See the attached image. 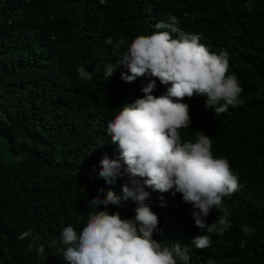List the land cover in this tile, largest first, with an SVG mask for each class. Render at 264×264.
<instances>
[{"label":"trees","instance_id":"trees-1","mask_svg":"<svg viewBox=\"0 0 264 264\" xmlns=\"http://www.w3.org/2000/svg\"><path fill=\"white\" fill-rule=\"evenodd\" d=\"M170 15L210 52L229 53L228 75L237 77L243 103L215 115L206 97L185 98L191 125L179 131L182 141L195 142L197 131L209 135L213 155L229 161L240 188L224 198L230 228L211 234L204 249L192 244L201 233L182 195L146 188L159 218L153 238L187 246L190 264H264V0H0V264H66L57 251L62 229L79 233L87 202L109 190L121 203L106 210L134 218L135 202L122 192L128 177L107 184L99 162L119 155L107 123L143 98L152 79L124 82L121 74L130 73L117 65L118 55ZM107 37L126 43L114 49ZM109 64L117 67L106 79ZM79 67L92 78L81 79ZM165 91L157 80L152 94ZM220 216L211 210L207 223ZM29 243L43 244L45 254L27 251Z\"/></svg>","mask_w":264,"mask_h":264},{"label":"clouds","instance_id":"clouds-1","mask_svg":"<svg viewBox=\"0 0 264 264\" xmlns=\"http://www.w3.org/2000/svg\"><path fill=\"white\" fill-rule=\"evenodd\" d=\"M169 21L156 23L157 31L151 35L135 37L118 55L117 65L130 73L121 74L124 82L132 83L142 76L152 79L141 88L143 98L122 106L107 123L106 133L118 145L119 155L116 159L105 155L99 162L98 175L107 184L128 177L122 186L123 198L135 202V216L122 218L118 211L110 214L106 210L121 203L113 191H107L104 198L93 197L87 202L88 219L82 230L77 233L66 226L60 233L63 247L57 251L66 264H190L187 246L164 245L153 238L159 232V218L147 202L150 193L146 188L171 192L172 196L179 193L183 202L192 206L191 215L201 233L192 244L198 249L210 246L211 234L222 235L231 226L224 198L239 190L238 174L233 173L227 159L213 155L209 135L197 131L195 142L182 141L179 130L191 125L189 106L182 102L185 98L206 97L205 107L220 115L229 106L243 103V89L234 74L228 75L226 49L212 53L200 43L199 34L183 32L177 26L176 16L170 15ZM106 43L113 45L112 38L107 37ZM125 43L120 39L113 47L119 49ZM113 55H117L115 50ZM116 67L106 66V79ZM77 72L81 79L92 78L84 67ZM157 80L166 87L160 96L152 94ZM101 206L105 210L98 211ZM213 209L223 216L209 224L206 218ZM242 231L250 236L254 229L244 226ZM40 239L39 234L33 236V241ZM33 247L41 256L45 254L43 244L29 243L27 251Z\"/></svg>","mask_w":264,"mask_h":264}]
</instances>
